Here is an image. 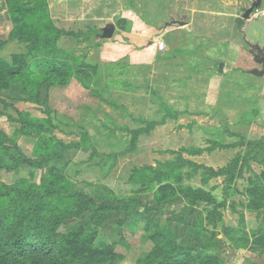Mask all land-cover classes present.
Instances as JSON below:
<instances>
[{"label":"rangeland","instance_id":"obj_1","mask_svg":"<svg viewBox=\"0 0 264 264\" xmlns=\"http://www.w3.org/2000/svg\"><path fill=\"white\" fill-rule=\"evenodd\" d=\"M224 2L221 31L211 37L206 22L179 24L190 19L181 5L174 12L161 7L158 20L155 0H0V60L16 63L12 74L0 72V214L31 206L29 216L48 214L36 207L31 187L50 171L67 199L52 196L58 201L47 211L82 209L57 231L96 227L93 243L123 256L115 264H135L154 239L165 242L166 235H153L165 222L195 257L215 253L221 264H264V209L247 207V190L264 169L263 149L248 145L264 143V75L248 72L261 68L251 49L258 44L264 51V0L239 30L237 19L258 0ZM165 12L178 20L166 35ZM108 25L113 35L102 37ZM17 54H26L24 62ZM198 149L204 152L193 154ZM180 151L202 167L172 171ZM231 160L238 161V176L207 177L204 168L216 172ZM161 183L201 187L224 206L202 201L185 209L181 197L156 204ZM102 202L114 209L99 219L91 208Z\"/></svg>","mask_w":264,"mask_h":264},{"label":"trees","instance_id":"obj_2","mask_svg":"<svg viewBox=\"0 0 264 264\" xmlns=\"http://www.w3.org/2000/svg\"><path fill=\"white\" fill-rule=\"evenodd\" d=\"M16 16L17 15L15 14L13 15L14 19H16ZM245 23L246 20H240L239 27L241 28L245 25ZM57 35L58 33H56V35H54V37L50 40H47V42H53ZM5 41L6 40H3V42ZM25 56L26 54H17L14 56V59L22 63L24 62L23 59H25ZM14 63L5 65L4 62H1L0 60V66L1 64L4 65L1 66L2 69H0V72L3 75L12 74L13 70L11 67L15 66ZM150 123H153L154 125L156 122L152 121ZM4 138L5 136L0 132V145L3 143ZM261 141H264V137ZM248 145L259 147L264 151V143L248 142ZM199 152L200 149L195 151V153ZM262 163H264V161ZM185 164L193 167H202L197 164L195 165L190 160L184 159L181 155V151L177 154L176 159L172 161L170 165L172 166V171H176ZM224 167L226 168H222L216 172H211L209 168H204V170L208 171L207 177L223 174L229 181L233 179L234 176H238L240 173L237 160H231V162ZM260 175L261 179L258 180L260 182L256 181L257 183L252 184L250 186L251 189L247 190L249 198V205L247 207L251 210L258 211L264 209V169ZM52 176V172L49 171L48 178L42 180L43 182L41 186L34 184L31 187L32 193L34 192V194L39 196V198H37L34 202L36 207H39V210H45L48 214L40 215L36 212V215L29 216L28 213L31 211L32 206L31 209L28 208L23 212L17 211V213L12 216H7L8 213L0 214V220L7 218L11 219L9 226L7 225L4 227L5 225H0V264H115L116 261L122 260L123 256L116 253L113 250V246L102 242L98 245L93 243L98 235V229L96 227L90 230H85L82 223H78L70 228H67L64 233L57 231V225L63 218L71 215L78 216L82 209L81 207H77L78 211L75 210L67 213L63 212L62 209L60 210L59 207H56L52 212L47 211L46 205L48 203H55V201H58L54 200L52 196L59 195V198L63 199L65 202L67 199L63 196V194H60L61 191L64 190V187L61 185L62 183L60 182L59 184L57 178ZM143 190L144 189L139 191ZM147 190L148 189H146V191ZM13 191L14 190L11 192ZM23 192L26 194L31 193L25 190ZM4 194L5 188L0 184V198L3 197ZM179 197L185 201V209L190 206L197 205L202 201L206 204H213V209L224 206L223 203L214 204L215 198L213 195L200 187L195 188L192 186H184L175 190V188H172L170 184L161 183L157 188H155L153 194V200L156 204H162L165 201H174ZM52 200L54 201L52 202ZM39 201H42V203ZM74 202L75 201L73 199V206H75ZM87 208H90V205H88ZM113 209L114 207L108 205L106 202L100 203L99 206L92 205L91 208L95 215L97 214V218L102 212L104 213ZM125 209V211H128L126 214L132 211L128 207ZM4 211L8 210L5 209ZM25 215L27 219L24 221ZM100 218L101 216L99 219ZM124 218L125 217L119 221L120 224L124 225ZM168 223L170 222H165L166 225L162 228H158L153 234L155 238L166 235L165 242L162 243L158 239H154L153 247L148 252L140 256L135 264L222 263V259L215 253L195 257L191 251L188 252V246L175 245L171 236V227L169 229ZM223 231L226 233L228 229L224 227Z\"/></svg>","mask_w":264,"mask_h":264},{"label":"crops","instance_id":"obj_3","mask_svg":"<svg viewBox=\"0 0 264 264\" xmlns=\"http://www.w3.org/2000/svg\"><path fill=\"white\" fill-rule=\"evenodd\" d=\"M224 3H225L224 0H155V4L154 5H155V8L156 9L154 10L155 12H153V16L156 17L159 20L161 18V16H160V13L162 11L161 7H165L166 5H167V7H170L171 8L170 9L171 12H174V10H176L175 8L178 7L177 5L184 6L183 7L184 12L183 13L186 16H189L190 19H187V21H184V22L183 21H179V24L186 25L187 27H189L190 25H193V23L201 24V23L206 22L205 29L208 30V32L211 34V37H214V34L216 32L221 31V27L223 25L222 23L224 22V13L219 10V8H221L224 5ZM211 6H212L213 9L211 8ZM206 8H207V10H204ZM244 13H243V15H244ZM243 15H242V19H239L238 18L237 21H236V23H235V27L238 30L240 29V27H239L240 20H245V18L243 17ZM164 16L166 17L167 20H164L165 21L164 22L165 25H161V26L163 28H165L164 34L166 35L167 32L170 29H172L173 23L178 22V20L174 19L172 14H169V13L167 14L166 12H165ZM206 16L207 17L208 16L211 17V19L210 18L208 19ZM232 17H234V16H232V14H227V16L225 17V19L227 20V22H230L233 19ZM204 18L206 19L205 21H203ZM246 23H245V25H246ZM244 26H242L241 28H243ZM207 39H209V38H207ZM159 42H162L163 43V49H159L158 48V43ZM251 46L252 45H250V47ZM156 48L159 51H163V50H165L166 45H165V43L162 40H160V41H158L156 43ZM175 113H177V112H173L172 111V114H175ZM170 116H172V115H170ZM133 117H135V116H133ZM135 118L145 119V118H143V116L142 117H135ZM158 124H160V123H158ZM203 152H204V150L203 149H200V152L199 153H194V154H199L200 155ZM199 165H201V164H199ZM171 236H172L173 243L175 245H184V244H181V243H179V244L177 243L176 244V241L173 239L172 232H171Z\"/></svg>","mask_w":264,"mask_h":264},{"label":"water","instance_id":"obj_4","mask_svg":"<svg viewBox=\"0 0 264 264\" xmlns=\"http://www.w3.org/2000/svg\"><path fill=\"white\" fill-rule=\"evenodd\" d=\"M257 4H259V0L258 2L254 3L252 7H249L245 10L243 17L248 18L250 11ZM113 31H114V26L112 25H108L104 27L102 30V37H107V38L111 37L113 35ZM254 49L256 50V52L254 51ZM254 49H251V53L253 54V59L256 63L261 64V68H252L249 69L248 72L255 76H262L264 75V51L258 44L254 46ZM222 67H223V63L219 62L218 70L221 71Z\"/></svg>","mask_w":264,"mask_h":264},{"label":"built area","instance_id":"obj_5","mask_svg":"<svg viewBox=\"0 0 264 264\" xmlns=\"http://www.w3.org/2000/svg\"><path fill=\"white\" fill-rule=\"evenodd\" d=\"M158 48H159V49H163V43H162V42H159V43H158Z\"/></svg>","mask_w":264,"mask_h":264}]
</instances>
